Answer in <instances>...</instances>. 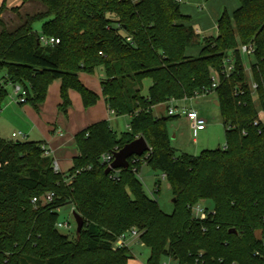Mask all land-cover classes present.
Returning a JSON list of instances; mask_svg holds the SVG:
<instances>
[{
    "label": "trees",
    "instance_id": "16d2710c",
    "mask_svg": "<svg viewBox=\"0 0 264 264\" xmlns=\"http://www.w3.org/2000/svg\"><path fill=\"white\" fill-rule=\"evenodd\" d=\"M239 1L233 16L223 12L218 35L205 38L196 57L185 54L198 35L184 24L188 17L177 0H22L10 8L20 18L12 28L1 4L5 84L27 88V103L38 109L50 84L60 79L59 110L67 114L72 89L85 108L97 103L99 94L79 74L102 67L106 103L116 115H129L130 123L121 134L107 120L80 130L78 154L65 173L54 170L42 142L0 137V264H127L131 249L115 242L131 228L142 232L151 249L148 264H159L163 254L179 264H264V132L253 125L258 106L250 87L257 83L264 107V0ZM32 3L41 9L21 12ZM36 21H42L41 34L33 28ZM41 35L60 42L43 45ZM249 43L255 61L248 72L239 46ZM227 57L235 60L229 77L222 72ZM214 74L219 83L212 88ZM145 78L151 80L147 95ZM3 82L0 110L8 94ZM236 89L244 93L235 97ZM211 91L226 145L177 155L166 127L173 115L156 116L153 107ZM140 136L151 149L130 158L128 168L106 173L102 155ZM143 163L166 175L175 199L171 214L143 189L137 175ZM47 192L55 193L51 202L42 198ZM201 199L213 203L204 219L192 210ZM66 203L84 221L74 240L57 227L58 209Z\"/></svg>",
    "mask_w": 264,
    "mask_h": 264
},
{
    "label": "rangeland",
    "instance_id": "374dc122",
    "mask_svg": "<svg viewBox=\"0 0 264 264\" xmlns=\"http://www.w3.org/2000/svg\"><path fill=\"white\" fill-rule=\"evenodd\" d=\"M223 1H226V3H229L230 5H232L234 1L239 4V0H211V5L215 8L223 3ZM39 9H41V5H39L38 3H32L22 9L21 12H34ZM2 16L7 22L8 26L11 28L20 23L18 14L9 9H6ZM33 28L35 31L41 34L42 21H36L33 25ZM193 48L195 47L190 45L189 51H192ZM198 55V53H195L193 57H196ZM243 59L247 69H249L251 63L255 61L253 55H244ZM3 75L4 72L0 71L1 81ZM104 75V69L102 67H99L96 74L94 75V78L97 80V82H99L100 78H103ZM214 78L217 79L216 74H214ZM3 84L5 85L8 94L0 110V122H2L3 125L0 137L4 138L7 141L31 140L30 138L13 139L11 137L12 131L16 129L18 131L19 129H21L19 124L23 123L26 119L22 115H20L22 121L21 118H19L18 120H11L8 117H5L4 106L7 102H9V100H12L11 94L13 91V85L12 83L5 84L4 82ZM143 85V94L147 95L149 93L151 80L149 78H145L143 81ZM255 101L258 103L257 99H255ZM27 106L31 107L32 105L29 103ZM169 107L178 108L177 113L173 115L166 124L168 133L170 135V145L177 155L181 153H188L197 156L201 153V151L205 149H216L219 147L223 148L226 145L225 125L221 115L220 107L217 104V94L215 91H211L205 94H199L192 98H184L172 102L167 101L162 105H156L153 107V114L159 117L162 115L166 116L168 115L167 111ZM191 107L197 110L198 113L207 120L206 128L204 130H195L193 127L189 126L190 124L188 125L189 122L187 123L185 115L180 112L182 108L188 109ZM108 122L110 127L115 132L121 134L129 130L128 124L130 123V117L129 115H113ZM73 148L75 149L76 146L73 145ZM60 169L62 171V169H65V167L60 166ZM67 169L68 168H66V170ZM137 175L146 194L149 197L156 199L165 213L171 214L174 210V195L167 177L162 179L163 172L154 170L148 164H143ZM199 203L203 207L213 208L212 201L208 199H201ZM58 213L60 222H69L71 225L70 229L60 228L59 230L61 231V233L68 235L69 237H71V239L74 240L76 238L77 223L72 212V203H66L61 206L58 210ZM130 249L134 254V257L131 258V264H148L147 260L150 256L151 249L150 247L145 245V243H143L141 239H139L135 243H132ZM170 261V257L163 254L160 257L159 264H168ZM29 263L34 264L33 262Z\"/></svg>",
    "mask_w": 264,
    "mask_h": 264
},
{
    "label": "crops",
    "instance_id": "0c3cea01",
    "mask_svg": "<svg viewBox=\"0 0 264 264\" xmlns=\"http://www.w3.org/2000/svg\"><path fill=\"white\" fill-rule=\"evenodd\" d=\"M3 2H5L6 8L10 10L12 7L19 6L22 0H0V6ZM211 6V0H182L180 3V12L188 17V20L184 21V24L191 25L198 35L197 42L192 44L195 48L192 51H189V46L186 48L185 54L187 56L193 57L195 53L199 54L203 46L202 41L205 38H215L218 35V20L220 16L225 11L230 16H233L240 6V1L239 4L234 1L232 5L223 1V3L215 8ZM97 69L93 74L86 72L79 74L80 80L87 87L99 94L97 103L88 108L84 107L81 95L72 89L69 92L72 105L68 109L67 114L59 110V105L62 102L60 79H55L50 84L47 97L38 109L34 106H27L29 103L19 105L13 99L9 100L4 106L5 117L11 120H18L21 118L20 115L24 116L26 120L19 124L21 127L19 130L25 133L24 138H30L32 141L44 144L49 156L58 163L59 172L65 173L73 166V158L78 154L77 148H73V145H75V135L94 122L100 120L109 121L113 115H116L106 103L102 92L101 78L99 82L94 78ZM169 102L172 101L170 100ZM186 121L188 123L187 119ZM2 126V122H0V134ZM14 131H17V129L12 132ZM142 165L140 168H142ZM60 166L65 167V169L61 171ZM66 168L68 169L66 170ZM131 258L127 264H131Z\"/></svg>",
    "mask_w": 264,
    "mask_h": 264
},
{
    "label": "built area",
    "instance_id": "2783aa9c",
    "mask_svg": "<svg viewBox=\"0 0 264 264\" xmlns=\"http://www.w3.org/2000/svg\"><path fill=\"white\" fill-rule=\"evenodd\" d=\"M177 1L179 3L182 2V0H177ZM40 42L43 45H53V44H58L60 42V39L58 37H55V36L41 35L40 36ZM239 50H240L241 54L250 56V55L254 54L255 46L252 43L242 44L239 46ZM222 68H223L222 72L225 75V77L231 76V74L235 70V60L232 57L225 58ZM248 70H250V68L247 69V71ZM1 83L2 82L0 81V85H1ZM218 83H219L218 79L214 78L212 88L217 87ZM12 85H13V91L11 94L12 99L19 104L27 103L29 90L27 88L23 87L22 85L18 84V83L12 84ZM250 87H251L254 99H257V101H258V103L255 101L256 106H258V114H257V117L253 121V125L258 129L259 133H263L264 132V107L261 105V102L259 101V97L257 95L258 85L256 82H251ZM243 93H244V90L236 89L234 92V96L236 97V96L242 95ZM171 101H176V100L172 99ZM177 111H178L177 107H169L167 114L168 115H175L177 113ZM180 112L183 115H185L190 126L193 127L195 130L200 131V130H204L206 128L207 120L203 116H201L197 110H195L193 108H188V109L182 108V110ZM228 127L231 128L232 126L228 125ZM242 133L245 134L246 131L243 130ZM24 137H25V133L20 131V130L12 132V138L13 139L24 138ZM117 151L118 150H114L113 152L110 151V152L104 153L101 157V162H103L107 166H110L111 163L114 161V158H115L114 155ZM45 154L49 155L47 151L45 152ZM53 168L55 171H59L58 163L54 160H53ZM165 177H166V175L163 174L162 179H164ZM54 197H55L54 192H47L42 198L45 202H51ZM37 201H38L37 197H34L32 199V202H34V203ZM192 210H194V215L196 217L204 219L207 216L206 207L201 206L200 203L195 204L192 207ZM72 212L74 213V207L73 206H72ZM57 227L70 229L71 225L69 222L64 223V222L58 221ZM141 233L142 232L137 230L136 228L129 229L128 231L122 233L117 238V240L115 242V247H128V248H130L132 243H135L136 241H138L140 239ZM262 243L264 246V239H263ZM170 259H171V261L168 264H179V262L176 260V258L170 257ZM164 264H166V263H164Z\"/></svg>",
    "mask_w": 264,
    "mask_h": 264
},
{
    "label": "water",
    "instance_id": "95a60500",
    "mask_svg": "<svg viewBox=\"0 0 264 264\" xmlns=\"http://www.w3.org/2000/svg\"><path fill=\"white\" fill-rule=\"evenodd\" d=\"M150 149L151 147L143 136L136 138L132 142L127 143L123 148L115 153L114 161L106 168L105 172L109 173L111 170L128 168L130 166V158L141 157ZM73 214L77 223V231L79 232L83 228L84 221L79 213L74 212Z\"/></svg>",
    "mask_w": 264,
    "mask_h": 264
}]
</instances>
